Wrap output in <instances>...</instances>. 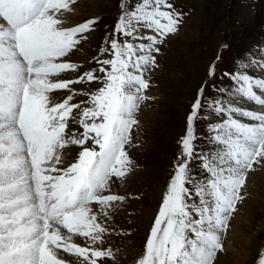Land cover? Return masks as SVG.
Here are the masks:
<instances>
[{"label": "snow or ice", "instance_id": "1", "mask_svg": "<svg viewBox=\"0 0 264 264\" xmlns=\"http://www.w3.org/2000/svg\"><path fill=\"white\" fill-rule=\"evenodd\" d=\"M75 2L0 0V264H66L60 249L78 257V264L115 259L111 247L99 246L110 232V214L127 199L112 185L131 171L125 146L141 103L150 99L146 74L158 67L160 45L178 32L183 13L169 0H121L111 39L100 49L108 58L94 57L98 68L62 79L79 72L82 65L69 57L98 22L63 27ZM215 73L213 63L209 76ZM224 76L230 84L212 85L216 95L205 96L207 85L197 92L174 173L136 264H214L223 251L248 172L264 161V111L238 106V98L264 106V77L242 70ZM94 81L102 86L91 92L73 87ZM59 90L69 94L57 101ZM81 95L88 99L74 102ZM206 112L221 118L208 125L207 151L196 143V125ZM69 146L80 150L65 163ZM193 161L202 176L194 174ZM74 236L87 246L72 242Z\"/></svg>", "mask_w": 264, "mask_h": 264}, {"label": "rangeland", "instance_id": "2", "mask_svg": "<svg viewBox=\"0 0 264 264\" xmlns=\"http://www.w3.org/2000/svg\"><path fill=\"white\" fill-rule=\"evenodd\" d=\"M169 2L175 10L183 13L182 23L178 32L170 34L160 45L161 51L156 58L158 67L146 74L150 80L146 95L150 99L141 103L135 117L138 125L133 126L130 143L125 146L132 161L131 171L111 189L127 199L110 214L111 219L107 221L110 232L105 235L103 245H99L111 247L115 259H104L99 264H136L144 254L147 238L180 153V149L177 150L180 146L178 139L184 133L187 116L200 87L207 85L205 96L211 97L216 95L212 85L227 87L230 84L224 73L242 70L264 77V68L256 63L264 61V0ZM71 9L63 16L66 18L63 27H73L90 18H98V22L94 30L85 34L88 38L81 42L79 50L69 57L72 62L82 65L79 72L61 74L62 79H74L84 71L98 68L94 57L108 58L107 54L100 56V49L105 46L106 37L111 39L110 34L121 14V0H76ZM213 63L216 73L210 77L209 67ZM242 63L248 67L240 69ZM100 86V82L94 81L73 87L78 91L91 92ZM68 94L59 90L54 96L59 101ZM87 99V96H76L74 102ZM238 100V106L264 111V107L256 108L253 102L243 98ZM206 115L207 118L198 120L196 125L199 137L196 143L205 151L210 148L208 125L221 119L212 113L206 112ZM236 118L245 123H255L239 115ZM79 150L77 146H69L64 154L65 163L72 162ZM191 167L196 176L203 175L198 162L193 161ZM263 176L264 161L248 172L241 190L245 199L237 204L231 218L235 222L230 233L223 236L225 251L217 255L215 264H258L259 254L264 253ZM256 236L257 240L252 241ZM77 241L80 243L84 239ZM250 242L252 247L257 243L253 254ZM80 244L85 246L86 242ZM76 258V261H66V264L78 263L79 258Z\"/></svg>", "mask_w": 264, "mask_h": 264}, {"label": "bare ground", "instance_id": "3", "mask_svg": "<svg viewBox=\"0 0 264 264\" xmlns=\"http://www.w3.org/2000/svg\"><path fill=\"white\" fill-rule=\"evenodd\" d=\"M1 22V21H0ZM258 168V167H257ZM256 168V169H257ZM256 171V170H255ZM257 172V171H256ZM261 175H262V173H261ZM260 175V176H261ZM264 177V176H263ZM261 179H262V177H260ZM120 184V183H119ZM117 186V185H116ZM123 189V188H122ZM234 220L233 221H231L230 220V222H229V227H228V230H227V232H226V234L227 233H230V230H231V228H232V226H233V224H234ZM226 234H224V236L226 235ZM229 235V234H228ZM227 236V235H226ZM253 236V235H252ZM230 238V237H229ZM253 239H252V241H255V240H257L256 238H257V236L256 237H252ZM80 239H82L81 237H79V236H74L73 237V240H72V242H75V243H79L77 240H80ZM224 239V238H223ZM251 240V239H250ZM249 240V241H250ZM253 245V244H252ZM86 246V245H85ZM225 246H226V243H223V251H218V253H217V255L219 254V256L222 254V252H224L225 251ZM250 247H251V249H250V251L252 252V254L254 253V250L257 248V243L256 244H254L253 245V247L251 246V242H250ZM249 247V248H250ZM61 250V249H60ZM60 250H58V256H59V258H62V259H68L70 262L72 261V262H74V261H76L77 260V258H76V256L75 255H64V254H61V251ZM217 257V256H216ZM250 258V257H249ZM215 261H217V260H215ZM215 261H214V264H215ZM247 261V260H246ZM245 264V263H244Z\"/></svg>", "mask_w": 264, "mask_h": 264}]
</instances>
